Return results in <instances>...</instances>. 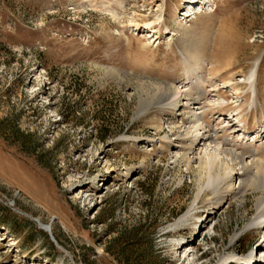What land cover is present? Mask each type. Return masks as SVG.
I'll use <instances>...</instances> for the list:
<instances>
[{
    "label": "rangeland",
    "instance_id": "374dc122",
    "mask_svg": "<svg viewBox=\"0 0 264 264\" xmlns=\"http://www.w3.org/2000/svg\"><path fill=\"white\" fill-rule=\"evenodd\" d=\"M196 1L0 0V264L264 263L255 194L199 192L192 127L263 157L264 0ZM159 84L198 106L140 112Z\"/></svg>",
    "mask_w": 264,
    "mask_h": 264
},
{
    "label": "bare ground",
    "instance_id": "6f19581e",
    "mask_svg": "<svg viewBox=\"0 0 264 264\" xmlns=\"http://www.w3.org/2000/svg\"><path fill=\"white\" fill-rule=\"evenodd\" d=\"M195 2L198 1L195 0ZM185 64H187V62H185ZM191 64L186 65L188 69L189 66H192ZM193 67L194 66H192V68ZM187 74H190V71H188ZM254 75L255 73L253 72L251 78H253ZM232 81L233 79L227 81V87L231 86L233 90L239 92L238 86L234 83H231ZM191 82L192 88L190 89H192V91H196L199 87L203 85V82L198 81V79L195 80V82L191 80ZM140 90H143V93L140 95L139 102L140 112L143 110H149L155 105L161 104L169 106L174 103L179 104L182 102V99L180 100V97L182 96H185L186 98L185 105L189 104L198 106V103H192L197 100L194 98V93L190 92L184 94L182 92L176 91L173 87H170L168 85H153L149 88H141ZM255 123H258V121H256ZM192 127L194 128V132L196 133V136L193 140L195 145H202L206 147V149H208V153L202 156L199 155V157L195 158V162L198 166L197 169L199 174V183L201 185L199 192L205 191L207 187H211L212 185L216 186V188L213 187L215 191L214 195L220 194L226 188H231L230 190L235 191L234 184L232 182L236 179L239 181L241 186L239 192H244L247 189H250L257 198L256 214L252 221V225L264 224V155L263 157H261V159H256L257 156L255 155L254 149L248 152H239V150H237L233 146H230L226 141L222 140L217 135H215L212 129H210V126L207 125L205 120L198 116L195 117V122ZM193 149V146L191 147V149L189 148V150L191 151H193ZM189 154L182 155L183 161H186L188 165H190L192 162V159L189 157ZM247 159L249 160V162L246 161ZM199 198L200 196L198 195L197 199ZM196 218L200 219L201 217ZM47 228H50V230H52L51 226H47ZM263 247V245L260 246V248ZM183 248L184 246H182V249ZM236 259H238V261L242 260L247 264H264L258 263L257 261L252 263V259L249 258L244 259L242 257H238Z\"/></svg>",
    "mask_w": 264,
    "mask_h": 264
},
{
    "label": "trees",
    "instance_id": "16d2710c",
    "mask_svg": "<svg viewBox=\"0 0 264 264\" xmlns=\"http://www.w3.org/2000/svg\"><path fill=\"white\" fill-rule=\"evenodd\" d=\"M107 137H110V135L109 134H107L106 132H102L101 134H100V139L102 140V141H104Z\"/></svg>",
    "mask_w": 264,
    "mask_h": 264
},
{
    "label": "water",
    "instance_id": "95a60500",
    "mask_svg": "<svg viewBox=\"0 0 264 264\" xmlns=\"http://www.w3.org/2000/svg\"><path fill=\"white\" fill-rule=\"evenodd\" d=\"M37 222L40 224V226H41L42 229H44L45 231H47L48 233H50V235L53 237V234H52L50 228L48 229L47 227H45L44 225H42L38 220H37Z\"/></svg>",
    "mask_w": 264,
    "mask_h": 264
}]
</instances>
